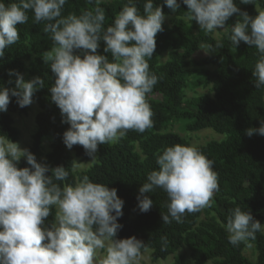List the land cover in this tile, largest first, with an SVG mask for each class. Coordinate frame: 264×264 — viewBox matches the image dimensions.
Here are the masks:
<instances>
[{"label": "clouds", "instance_id": "1", "mask_svg": "<svg viewBox=\"0 0 264 264\" xmlns=\"http://www.w3.org/2000/svg\"><path fill=\"white\" fill-rule=\"evenodd\" d=\"M67 2L16 0L6 5L0 0V58L20 39L17 25L27 23L29 11L35 23L45 22L43 31L50 34L53 46L41 56L55 74L49 88L51 100L70 125L63 142L68 149L83 146L95 160L98 145L117 143L129 130L143 133L153 127L154 113L146 96L159 77L150 72L148 61L155 52V37L163 31L165 15L161 6H154V0H146L143 14L136 0H127L105 27L101 5L108 0H87L93 7L65 16ZM254 2L240 0L242 4ZM164 3L173 12L181 7L178 0ZM182 3L187 6L186 19L196 21L205 34L223 29L235 48L244 42L258 51L252 82L256 89L264 88V10L252 17L235 0ZM236 13V23L226 25ZM101 41L111 60L97 53ZM220 48L219 40L201 46L206 54ZM77 50L82 55L75 54ZM8 74L15 75V87H0V112L7 110L10 97H16L22 108L30 105L45 83L39 76L25 80L11 70ZM246 134L264 136V120ZM21 159L30 167L19 168ZM156 164L158 168L147 174L139 188L140 212L151 209L153 200L148 194L157 188L167 193L169 201L167 213H161L163 223H183L185 213L211 206L219 191L218 174L214 162L196 146H168L157 154ZM69 174L63 166L38 163L27 148L0 136V264H140L145 243L135 236L117 239L124 205L117 189L86 175L74 184L57 183L67 181ZM53 207L55 222L45 226ZM223 227L229 243L236 247L241 243L250 246L256 233L264 232V224L238 206L229 210ZM161 239L166 246L167 238ZM101 250L104 255L99 258Z\"/></svg>", "mask_w": 264, "mask_h": 264}, {"label": "trees", "instance_id": "2", "mask_svg": "<svg viewBox=\"0 0 264 264\" xmlns=\"http://www.w3.org/2000/svg\"><path fill=\"white\" fill-rule=\"evenodd\" d=\"M16 0H4L7 5ZM146 0H136V6L143 14ZM181 4L177 12L170 10L164 0H154V6H161L164 15L170 16V25L163 23V31L158 32L153 57L148 61L149 70L159 77L146 99L154 113L153 127L143 133L129 130L117 143L98 145L96 158L90 166L73 171L74 156L82 160L91 157L81 145L68 149L63 142V133L70 125L65 121L59 107L51 100L49 88L55 80L50 63L45 64L42 53L53 46L50 34L43 31L45 22L35 23L33 14L23 25H17L20 39L5 49L0 58V87L14 88L15 75L22 74L25 80L39 76L45 81L44 87L36 91L33 100L38 105L35 115L36 130L32 135L28 150L34 154L38 163L44 156L50 168L63 166L69 170L65 182L74 184L83 176L93 182L107 184L116 188L117 195L124 201L123 215L118 218L122 228L117 239L135 236L151 249L153 260L163 259L175 253L182 246L190 250L192 264H205L212 259L213 264H264V233H256L254 240L256 258L250 260L244 253V244L238 247L228 241V233L223 227L227 222L229 210L240 207L250 211L254 219L264 223V136H248L246 130L258 128L264 120V88L256 89L252 80V70L260 54L254 47L241 42L236 48L231 44L228 34L214 37L205 34L196 21L186 19L187 6ZM127 0H113L102 4L105 9V27L110 25ZM237 6L253 17L254 8H264V0H255L254 4ZM92 5L87 0H68L63 15H79ZM239 13L233 14L226 22L234 25ZM219 40L223 48L205 56L194 58L192 54L202 45ZM104 42H100L97 53L107 56ZM167 58L160 61L162 53ZM75 54L82 55L77 50ZM187 75H194L195 86L211 85L214 96L197 95L184 99L181 82ZM12 83H9V81ZM27 106L20 107L16 97H10L7 110L0 112V136L12 142L19 136V130L13 125L10 113H26ZM170 121H184L186 131L210 128L225 134L220 141L210 140L204 144L192 145L184 136L172 131H162ZM51 138L50 150L43 152L42 138ZM175 144L196 146L208 159L214 162V171L218 174L219 191L214 193L211 206L216 220H199L202 212L185 213L183 223L172 221L163 223L161 213H167L168 196L162 189L148 194L153 200L151 209L140 212L137 196L139 188L146 182L147 174L158 168L156 156L166 147ZM19 168L30 167L24 159ZM48 175H51L49 172ZM55 207L45 220V226L55 222ZM162 237L167 238L165 246ZM172 264H191L183 254L174 255Z\"/></svg>", "mask_w": 264, "mask_h": 264}, {"label": "rangeland", "instance_id": "3", "mask_svg": "<svg viewBox=\"0 0 264 264\" xmlns=\"http://www.w3.org/2000/svg\"><path fill=\"white\" fill-rule=\"evenodd\" d=\"M113 1V0H108ZM264 10V8H259L258 6H255L253 17H255L258 13L257 11ZM170 16L165 15V20L163 21L164 24L170 25ZM197 24V22H196ZM198 25V24H197ZM228 26H231V24H227ZM199 26V25H198ZM226 34L223 29H218L217 33H212V36L214 37H220L221 35ZM208 54V53H207ZM204 50L200 49L192 54V57L198 58L207 55ZM167 52L162 53L159 60L163 61L167 58ZM196 79V76L194 75H187L185 80L181 82L182 85V91H183V97L184 99H189L193 96L197 95H208V96H214V91L211 89V85L207 84L206 86H195L193 84V81ZM264 99V94H263ZM38 105L32 98V103L27 106L26 113H19V112H13L10 113V116L13 119V125L19 130V136L15 143H18L21 148H28V146L31 144L32 141V135L36 130V123H35V115L38 112ZM162 131H172L176 132L181 136H184L187 138L192 145L197 144H204L207 141L210 140H217L220 141L223 138H225V134L217 133L213 131L210 128H203L197 131H186L184 129V121H170L165 128L162 129ZM50 142L51 138L49 136H44L42 138V144H43V152L46 153L50 150ZM96 155V154H95ZM41 163H45V158L42 156ZM94 160H92V157L88 160H82L78 157L74 156V169L75 171H80L82 169L87 168L92 164ZM199 220H216L214 212L210 210L208 207L202 209V212L200 214ZM264 224V223H263ZM264 233V232H263ZM250 246H246L244 243V249L243 253L250 259L255 260L256 258V249L255 245L252 242H249ZM177 253H181L184 255L186 260L189 263H193L192 259L190 257V250L186 246H182L179 248L175 253H171L167 255L163 259H157L153 260L151 257V249L146 248L145 250H142V258L140 260V264H172L174 255ZM104 255L103 250L98 252V257L102 258ZM205 264H213V260H207Z\"/></svg>", "mask_w": 264, "mask_h": 264}]
</instances>
